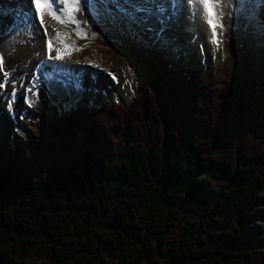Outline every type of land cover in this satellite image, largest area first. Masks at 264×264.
Listing matches in <instances>:
<instances>
[{
    "label": "trees",
    "instance_id": "trees-1",
    "mask_svg": "<svg viewBox=\"0 0 264 264\" xmlns=\"http://www.w3.org/2000/svg\"><path fill=\"white\" fill-rule=\"evenodd\" d=\"M189 72L0 149V264H264V77Z\"/></svg>",
    "mask_w": 264,
    "mask_h": 264
},
{
    "label": "rangeland",
    "instance_id": "rangeland-1",
    "mask_svg": "<svg viewBox=\"0 0 264 264\" xmlns=\"http://www.w3.org/2000/svg\"><path fill=\"white\" fill-rule=\"evenodd\" d=\"M163 1L166 5V10L170 9V7L173 5L172 2H170L169 0H163ZM252 1H253L252 2L253 4L251 6V9L254 10L255 8H258L260 10L262 19L264 20V16H263L264 1L263 2L258 1V0H252ZM2 2L5 4L7 3L10 6L15 4L14 8H16L17 4L21 5L23 2H26L23 4L24 5L26 4L29 7V0H0V3ZM247 2L244 4L245 8H247ZM233 3H235V0H232V4L230 5V7L234 8L235 5ZM109 4L115 7H111ZM109 4L107 6V9H105L103 5L100 6L99 10L89 9L87 7V11H84V9L82 8L84 6L80 8L79 12L76 15L83 22L81 26L84 28L87 34H88L89 27L95 24L92 20V17L95 20H99V18L105 15L106 17L111 16V17L117 18L120 16V14H123L124 16L132 19L131 21L134 27L128 26V28H126L127 30L131 31L130 32L131 35L135 33L137 34V36H139L138 35L139 33L142 35L143 30L147 29L138 21L137 17H135L134 15L130 14L127 11L126 7L123 6V8L119 10L118 8L120 7L116 8L117 5L115 3H112L109 1ZM182 5L187 6L184 0L182 1ZM57 6L60 8H63L64 4L60 3ZM239 7L242 8L243 6L240 5ZM84 8H86V6ZM249 12L250 10L247 9L245 13H241L235 8L233 9V12L231 13L229 11V7L223 8L224 15L221 20V24L224 25L225 31L223 34L222 47H221V56L223 60L220 63V65L216 63L215 56H214L215 47L213 44L209 45L207 59L202 58L201 57V46L199 44L194 45L190 43L191 42V40H189L190 38L187 39L186 36H180L179 34L174 33L171 30V27H169L170 31L167 29L168 32H166L163 36H156L153 31L147 34V38L144 37V35H142L144 37L143 39L149 41L150 45L157 44V43L159 44L161 41L166 40V43H160L159 45H156L153 48H150L148 52L146 53V57L136 55L137 48H138L137 42L127 43V44H124L123 47H120V48H123L124 50H126L128 47L129 55L127 54L128 55L127 57V55L124 52H121V50L117 47V45L113 41L112 43L115 44L117 48V50H115L113 53L115 54V56L119 57L120 59L122 60L124 59L123 61L125 62L128 70H129L128 65L129 64L132 65V68H130V71L133 75V78H134L133 83L136 86L137 92L140 91V87H143L145 85V81L151 77V74L153 73V71L158 68V64L161 58L163 59L167 58L168 61L169 60L172 61V63L176 64V66L180 68V70L183 67L184 68L193 67L197 70H202L204 73L211 75V78L208 79L210 81L213 80L212 76H216L218 80L220 81L219 84L217 85H221L222 81H226L228 80V78H237V79H241L247 82L257 75L259 76L262 74L264 75V28H263L262 23L260 22V18L258 17V14L250 15ZM1 16L3 15L0 14V17ZM12 19L14 20V17L10 18V21L13 22ZM45 19H46V16H45ZM29 23L33 25L32 28L29 29L27 26V28L21 29V27L18 26L17 29L13 31L14 32L13 35H10V37L6 38L3 44L0 43V48L3 51L4 57L6 60H9V58L13 55V53L16 51L18 46L22 44L26 40V38L39 39L43 36L44 30L39 25V22L36 19H33V20L31 19ZM49 23L53 26V28H55V30L57 29L60 31L61 29H63L65 32H67L69 31L68 28H72L74 31H76V26L73 23L61 24L55 19H49ZM15 25H19V22H15L14 26ZM230 26L231 28L229 29V32H227L228 30L227 27L229 28ZM242 26H245L249 30L250 29L252 30L251 36L252 38H254V41L255 43H257V45L249 44L247 37H246V33L242 29ZM1 30L2 29H0V31ZM97 33L102 34V35L104 34L103 32H101V30L97 31ZM205 37H206L205 38L206 40H204L203 42H206V41L208 43L211 42L209 35L206 34ZM102 39H104V37H98L96 44L89 43V44L84 45L80 49H84L88 45H94V44L98 45L99 44L98 46L104 49L113 51L109 47V45H107V41L102 40ZM110 40L112 41L111 38ZM73 41H75V39H73ZM68 42H71V41H68ZM58 46L61 47V45H58ZM111 47L113 48L114 45ZM229 48H232L233 50L231 51ZM131 50H133L135 53L133 54V51ZM254 63L259 64V67H260V70L256 75H254L253 73H248L245 67L246 65H250ZM85 64H84V67L89 66V68L93 70L97 69L99 72L103 74L105 73L107 74L108 68L105 69L100 65L99 67H96L94 64L85 66ZM205 64L208 65L207 69L204 68ZM113 69L114 68H111L109 71ZM61 70H63L65 73V75L62 77L64 79L66 76L67 77H66L65 83H62L59 85L61 88L58 90V94H57L58 97H54V99L52 97V100H51L49 96V91H50L49 88H48V93H47L49 98L48 96L43 98L44 96L41 97L38 94V96L41 98L40 99L38 96H36L37 98H39V103H42L44 101L46 102L42 103L40 107L38 104L37 108L32 106L29 109L30 113L28 114L26 122L25 120L19 122V124L22 125L23 129H17L16 127L19 124L10 121L11 120L9 117L10 113L7 109L8 107H6V104H5V102L7 101L6 99L5 101L4 99H2V101L0 99V122L2 125L1 126L2 135H0L1 136L0 137V149L4 148V150L6 151L12 147V144H13V147L15 148L18 145H20L22 141L23 142L27 141L29 143H32L31 141H34V139H37L39 137V134H42V133H44V135L46 136H49L46 134V132H44L43 127L49 124V120L52 117L57 116L60 118L61 115L65 112L64 111L65 106L68 109L73 108L74 106H84L85 108L90 107L91 110L93 111H94V108H97L100 105L105 106L108 104L109 108L113 107L114 105L113 97L115 96L112 95L109 89L103 90L102 88L97 87L96 88L97 90H94L95 88L93 86H90L88 83L86 84V81L82 82V79H79L80 83H82V87L79 90H75L74 84L77 78L75 77V73L73 71L77 72V70L75 68H70V67L60 69L59 71ZM76 74H78V76L81 75L80 73H76ZM165 74L166 72H163L161 75H165ZM159 76H160V73H159ZM19 79L21 81L23 80L25 82H30V80L27 78L20 77ZM177 80L178 81L184 80V74L182 73V71L178 72ZM20 87L22 89L21 96L23 97V101L26 102L25 97L29 95V92L26 91V89L23 86V83H22V86ZM216 87H219V86H216ZM68 89H69V92H67ZM258 91L259 89H257L254 94H257ZM19 93L21 94V91ZM64 94H65V98H64ZM29 99H31L30 96H29ZM42 99H45V100H42ZM35 101L36 103H38L37 100ZM52 101L57 102V104L53 105ZM126 102H127V99L124 103ZM118 103H120L121 104L120 106H122V108L124 109L129 108L127 104H123V102H115V104H118ZM18 104H20L19 101H18ZM139 108H140V105L136 109L138 110ZM46 109H49L51 111L46 110ZM97 110L98 109H95V112ZM1 115H4L5 117L4 116L1 117ZM41 117L43 118L39 119ZM115 119L116 118H114L113 120ZM84 121L85 122L84 124L82 123L83 124L82 126L89 127V125L94 124L93 122L88 121V119H84ZM98 130L99 129H97V131ZM120 131L122 130H119V132ZM86 133H87V129H85V131L81 130L80 131L81 137L86 136ZM121 134L123 133L121 132ZM124 134H127V137H129L128 136L129 133L125 132ZM82 142H84V140ZM115 142H118V140L116 139ZM114 147H117V145L116 146L114 145ZM27 160H30V159H27ZM255 222L257 223V226H258L257 227L258 232L260 233L263 232L264 226H262L261 223L264 225V222L262 220H256ZM250 232H254V230H251Z\"/></svg>",
    "mask_w": 264,
    "mask_h": 264
},
{
    "label": "bare ground",
    "instance_id": "bare-ground-1",
    "mask_svg": "<svg viewBox=\"0 0 264 264\" xmlns=\"http://www.w3.org/2000/svg\"><path fill=\"white\" fill-rule=\"evenodd\" d=\"M116 5H119L120 8L126 3L127 11L129 13H134L137 15L138 19L141 20V23L145 25L147 29H144L142 35L147 38V34L154 32L156 36H159L162 32L168 31L171 27V30L179 34L180 36H186L187 39L195 41V35H198L197 40H205V35L209 34L211 37V32L209 26L203 22L201 18V13L198 8L194 6H180L177 5L175 9H168L165 14L161 11L156 12L155 6L159 8L163 7L166 9V5L163 0H109ZM109 4V3H108ZM173 4V1H172ZM111 7H115L109 4ZM186 7V8H185ZM182 11V12H181ZM12 17V16H11ZM50 18V16L46 15ZM15 19V17H14ZM44 19V17H43ZM13 20V19H12ZM14 21V20H13ZM10 19L6 20L1 27L0 34H5L11 26ZM44 28H47V37H55L57 30L51 28L44 20ZM168 25V27H167ZM168 29V30H167ZM55 30V31H54ZM170 31V30H169ZM146 34H145V33ZM220 30L218 29V33ZM45 33V32H44ZM139 37L144 38L140 33ZM65 41V40H64ZM66 42V41H65ZM67 43V42H66ZM54 46H56V41L54 40ZM63 49V45H61ZM67 51V49H64ZM0 55H3L0 52ZM52 55L55 56L56 52L53 51ZM48 52L45 48V36L43 35L39 39H29L26 40L18 46L13 55L9 60L5 59L4 71L11 72L9 77V83L5 88L0 89V99H6V107H8L9 117L13 121L19 123V116L22 115L23 111L27 110V107L23 104H18L17 102H12L11 92L13 91V83H15L16 97L17 93L20 95V77L31 79L33 76V69L37 66L38 63L44 61L41 64L38 75L40 76L38 94L39 96H44L45 98L48 93L47 90V77L51 73H56L57 71L53 70L58 67V61L65 62V67H59L57 70L63 68H75L77 72L73 71L75 74L80 73L79 79H82V82L86 81L90 86H93L95 89L97 87L102 88L103 90L109 89L114 98L121 100L119 102H125L137 95L136 86L133 83V77H131L129 70L126 67L125 62L119 57L115 56L113 51L104 49L98 45H88L79 53L73 51L71 56H65L63 60H50L47 62ZM86 63V64H85ZM86 65H100L103 68L107 69V74L99 72L97 69L93 70ZM111 68L113 70L109 71ZM32 69V71H31ZM84 73H83V72ZM98 73V74H97ZM0 83L3 82V72L0 71ZM113 74L117 77L116 80L113 79ZM78 75V74H77ZM31 82V81H30ZM103 85V86H102ZM6 89V90H5ZM38 96V97H39ZM9 97L10 100L8 99ZM40 98V97H39ZM125 100V101H124ZM134 100H132L133 104ZM20 103V102H19ZM4 115H1V117ZM5 117V116H4ZM10 118V119H11ZM43 117L39 118L42 119ZM12 121V120H10ZM12 121V122H13ZM41 121V120H40ZM1 122H0V135L1 131ZM5 132V130H4ZM1 137V136H0Z\"/></svg>",
    "mask_w": 264,
    "mask_h": 264
},
{
    "label": "snow or ice",
    "instance_id": "snow-or-ice-1",
    "mask_svg": "<svg viewBox=\"0 0 264 264\" xmlns=\"http://www.w3.org/2000/svg\"><path fill=\"white\" fill-rule=\"evenodd\" d=\"M195 8H198L201 13V18L204 23H206L211 32V42L217 46V48L222 43L221 35L224 29V25L220 23L223 18V8L230 7L232 0H188ZM35 6V11L39 15L41 26L44 25V15H48L53 19L57 20L61 24L73 23L76 26L77 35L81 38H86L87 33L81 26L82 21L76 15L82 6H86L89 9L99 10L100 6L103 5L107 9L109 0H32ZM60 3L64 4L63 8L57 7ZM178 5V0H173V8ZM117 7H120L117 5ZM160 11L163 12L164 8L161 7ZM230 15V14H229ZM218 29L220 32L218 33ZM55 31V30H54ZM45 33L47 34V28H45ZM96 33H93L95 36ZM54 40L56 41V46H54ZM58 45H63V49ZM67 49V51H64ZM55 51L56 55L53 56L52 52ZM82 51L80 48H76L73 45L66 43L59 31H56L55 37H49L47 41V52L49 60H63L65 56H71L72 52ZM5 57L0 55V71L3 72V82L0 83V89L5 88L9 83V77L11 72L4 71ZM99 67V65H95ZM39 71V69H38ZM113 79L116 80L117 77L113 74ZM40 81V76L36 75L30 86L27 88V92L32 93L33 96H38V85ZM79 87V85H77ZM37 89V91H34ZM12 102L15 101L16 91L15 83H13V91L11 92ZM26 103L32 106L33 100L26 98Z\"/></svg>",
    "mask_w": 264,
    "mask_h": 264
}]
</instances>
